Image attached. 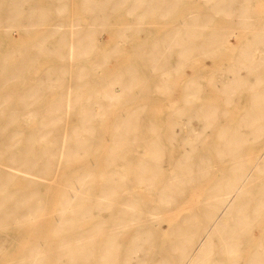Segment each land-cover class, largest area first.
<instances>
[{
  "label": "bare ground",
  "instance_id": "1",
  "mask_svg": "<svg viewBox=\"0 0 264 264\" xmlns=\"http://www.w3.org/2000/svg\"><path fill=\"white\" fill-rule=\"evenodd\" d=\"M49 1L0 0V33L36 31L9 50L0 41V264H264V22L253 0H199L178 20L163 18L180 0H81L86 23L47 19L66 14ZM115 13L135 18L114 28ZM147 17L167 23L154 34ZM111 26L116 41L101 50L95 36ZM237 30L252 36L230 48ZM138 35L152 41L128 44V63L100 74ZM224 47L226 69L183 79L163 129L145 120L150 94ZM203 82L221 106L200 99ZM238 95L247 107L231 122ZM183 118L200 122L192 140Z\"/></svg>",
  "mask_w": 264,
  "mask_h": 264
},
{
  "label": "rangeland",
  "instance_id": "2",
  "mask_svg": "<svg viewBox=\"0 0 264 264\" xmlns=\"http://www.w3.org/2000/svg\"><path fill=\"white\" fill-rule=\"evenodd\" d=\"M28 1L32 2L36 5L35 7H31L29 9H34V10H38V9H49L50 10V9H52L49 6H47L48 2H50L49 0H28ZM260 1H262V2H260ZM62 2H63V4H65V6L62 7V10L65 11L66 14L60 15V16H56V15L46 16L47 19H49V20L51 19L52 21H53V19L55 20V18L56 19H67V20L80 19L83 21L82 23H86L87 20L92 18L91 16H88L82 12L83 10H82L81 4H80L81 0H62ZM179 2L181 4H179L175 8L176 10L179 11V13L167 16V17L163 18L164 20L182 19V18L186 17L185 14L187 12L196 11L198 9L199 10L203 9V5L199 2V0H180ZM251 3H252L251 10H252V14L254 16L253 18H254L255 24L257 25L259 22H264V0H259V1L253 0ZM24 9H28V8H24ZM124 9H126V7L118 8L117 11L124 10ZM134 18H135V16H133V15L123 14V13H120V14L115 13L114 15H111L109 17V19L111 21L113 20V24H112L113 27L116 26V24L121 25V24H125L127 22L129 23ZM146 19L148 21L147 27L155 29V31H153L154 34L161 31L164 28L165 24L167 23V21H160L158 17H147ZM114 20H116V21H114ZM213 21H214L213 24L215 26H226L228 24H231L233 19L232 18L226 19L225 17L216 16ZM51 22L48 21L47 24H50ZM47 24L41 26L39 28V30H37V33L41 29L48 26ZM216 24H218V25H216ZM112 26L109 27L106 32L97 33L95 36V40L98 43V45L100 44L101 50H105V49L109 48V45L116 41L115 37L113 35L114 34L113 31H114L115 27L113 28ZM35 32L26 34L25 32H23L21 30H15L10 35H7V36H5V34L3 35L2 33H0V41L3 43L2 49L3 50H9L10 47L12 49L18 45L28 43L31 39H33ZM251 36H252V33L249 32L248 30H237V32L234 33V35H232L230 38H225L224 40H225V42H228V43H226L227 45L228 44L232 45L230 47V48H232L234 46H238V45L242 44L243 42L249 41ZM144 37H141V35H138L137 37L133 36V37L127 39V42L125 43L127 45L121 46V48L119 49L120 51L113 55V58L109 62V64L103 70H100V74L114 73L115 71L119 70L122 66L126 65L129 61L130 57L132 56L131 53L133 50L132 47H130L128 44H134V43L143 42V41L144 42L145 41L146 42L152 41L151 38L145 37L146 39H144ZM230 48L229 47L222 48V50H224V51L214 58L200 59L198 62L191 61L188 64V66H186L184 68L183 73H181L177 77L172 76L173 83H172L171 89L168 93H161L160 94V93L153 92L152 94H150V96H148L149 97V103H145L147 108L141 112V115L145 116V120H148V121L150 120V121H154V122L159 123L161 125V128L163 129V124L165 122V116L169 112V105L170 104H174L176 106L182 105L181 95H182V88H183L184 80L187 77H190L193 75H200L201 77L204 78V80H206V79H208L207 77L210 76L212 73L220 72L221 69L224 71L227 67V64L229 63V61L234 56V53H231L233 51H230V50H234V49H230ZM43 61H44L43 65H48L51 63V58L47 57ZM203 75H205V76H203ZM210 83L211 82H203V87L205 88V93H204V95H202V97L200 99L208 101V102L214 101L218 106H221L222 105L221 101H220L221 95L215 89V87ZM236 99L238 101V103L236 104L237 106L235 105V106H231V107L227 108L230 111L228 120L231 122L232 121L234 122L237 118V115L240 114L243 111V109L247 107V104H246L247 99L244 95L243 96L238 95ZM129 106H130V104L126 105V106L124 105V106H120L118 108H115L114 110L110 111V115L126 114L127 112L125 110L127 108H129ZM145 120H144V122H147ZM183 121L184 122L189 121V126L191 127V129H193L192 131H190L187 134L189 140H192L193 132H195L196 130H198L200 128L199 127L200 122L195 118H189V120H187V118H183ZM183 121L181 123L182 129L185 130L186 126L183 125ZM184 135H186L185 131H184ZM211 136L212 135H209L207 133V135L205 136V138L208 137L207 141H211V139H212ZM174 144L173 145L176 148L174 151H177L179 148L177 147V144L175 142H174ZM162 164L167 165V164H170V162L163 161ZM165 168H166V166H165ZM95 172H96V174H95L96 180H101V178L99 177V172H97V171H95ZM123 173H125L126 175H129V174L131 175V173H133V172L129 171V169H128L126 171H123ZM168 174L169 173L167 171H165L163 174H160L161 175L160 178L162 176H166ZM262 177H264V176H262ZM94 192L98 193L99 189L96 187V189H94ZM258 232L260 233L261 230H258ZM250 248H251V246H247V248H245V249L248 250ZM240 261L242 262V264L245 263V260H243V259H240Z\"/></svg>",
  "mask_w": 264,
  "mask_h": 264
}]
</instances>
